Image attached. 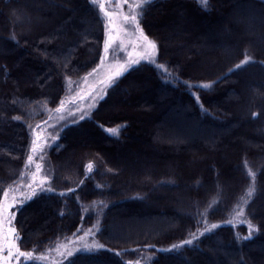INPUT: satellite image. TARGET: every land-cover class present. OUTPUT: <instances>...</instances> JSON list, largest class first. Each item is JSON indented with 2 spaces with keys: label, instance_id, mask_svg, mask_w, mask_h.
<instances>
[{
  "label": "trees",
  "instance_id": "1",
  "mask_svg": "<svg viewBox=\"0 0 264 264\" xmlns=\"http://www.w3.org/2000/svg\"><path fill=\"white\" fill-rule=\"evenodd\" d=\"M208 4L151 0L141 25L165 71L140 62L89 116L50 131V190L14 209L21 251L96 227L104 247L61 264H130L143 251L146 264H264V0ZM104 40L91 0H0V202L24 178L34 128L60 106L67 80L99 64ZM251 186V238L221 224L163 251L226 221Z\"/></svg>",
  "mask_w": 264,
  "mask_h": 264
},
{
  "label": "rangeland",
  "instance_id": "2",
  "mask_svg": "<svg viewBox=\"0 0 264 264\" xmlns=\"http://www.w3.org/2000/svg\"><path fill=\"white\" fill-rule=\"evenodd\" d=\"M95 3L97 4L98 7L101 3H104L105 10L107 11H111L113 9L119 8L120 11L127 13L130 10V8L133 11L138 12L139 9L135 8V4L136 3L144 4L145 0H128V4L123 7L120 6L118 0H95ZM101 13H102V16L104 17V24L106 25L107 20L105 19L104 12L101 11ZM116 23L119 24V20H117ZM130 34L131 32L129 30V35ZM105 39H106V32H105ZM134 43L135 41L133 40V44ZM133 44H129L128 40H125V46L123 47L116 48V45H113V47L116 50L115 52L111 53L108 56L103 66H101V60H100L99 64L93 70L85 74L83 77L79 79L67 80L66 95L62 99L63 107H61V104H60V106L57 108V109H60L59 112L56 109L53 113H51V115L45 121L46 123L42 122L38 124L39 127H37L38 126L37 125L33 130L31 142L37 139V133H38L39 134V141H38L39 147L37 148V151L33 153L32 152L33 143H31V149H30L29 155L33 156V161L29 163L27 159L26 168L24 172V178L6 190L9 193L7 202L11 203L13 201V197L15 198L14 207H12L9 210L10 212L14 213V215H15L14 209L20 204L27 201L28 199H25V196H28L31 194V189L29 188V185H31L32 188H35L37 193L46 191V190H41L40 188L36 186L35 182L33 181V173L36 174L37 181L41 179H45L46 183L43 185V188L49 189V185H48L49 177L47 175L46 167L44 166L43 161H42V156H43L42 151L47 145L52 144L56 140L55 134L50 131H52L56 126L59 127L61 122L70 123V122L80 119L81 115H83V117L90 115L92 108L104 96L103 86L101 85L100 81L106 78L109 72V69L111 67H114L117 62L124 63L128 59L129 53L133 51ZM103 56H104V52L102 53L101 57ZM153 60L155 61V64L160 69L165 71L164 67H160L161 65L156 63V55L153 56ZM141 62H149V61L147 58H145ZM108 130H111V129H108ZM37 164L41 166V169L39 172L36 171ZM89 165L91 164H88L87 168L88 170L89 169L91 170L92 165H91V168H89ZM249 174L251 176L253 175L251 171H249ZM250 191L252 194V191H253L252 186L249 187L245 191V193L239 198L229 218L226 221L206 223L201 229L197 231L196 237L200 235V233L204 232V229L206 227L211 228L212 224H216L218 226L221 224H229L233 227L244 225L246 227V233L241 235L239 232H237L236 234L239 238H247L249 236L250 231L254 234L256 232V227L253 223H251L250 221L246 219L245 214H244L245 204L248 198L250 197L249 195ZM4 202L6 201L3 195L0 203H4ZM7 216H8V213H5L4 215L5 221L7 220ZM7 228H8V224L5 223L4 224L5 231L7 230ZM95 231H96V227H91L87 229L86 231L82 232L81 234H78L76 236H73L68 239L57 242L55 245H53V247L43 252L26 251V252L32 253V258L31 259L21 258V261L23 263L34 261V262H39V263H44V264H61L64 260L68 259L70 256H72L73 254L77 252L89 251L85 247L86 245H89V246L103 245L95 237ZM188 239H193V236H190ZM182 242L176 243L175 245H180L182 244ZM171 248H172V245L167 247V249H171ZM94 250H97V249H94ZM69 253H72V254L69 255ZM5 255H7L6 252H5ZM151 256H152V253L148 251H143L141 256L137 260L131 261L130 264H146L151 258ZM12 264H17V261L13 260Z\"/></svg>",
  "mask_w": 264,
  "mask_h": 264
},
{
  "label": "snow or ice",
  "instance_id": "3",
  "mask_svg": "<svg viewBox=\"0 0 264 264\" xmlns=\"http://www.w3.org/2000/svg\"><path fill=\"white\" fill-rule=\"evenodd\" d=\"M91 2L95 3V0H91ZM121 7L128 4V0H118ZM151 0H145L144 4L136 3L135 8L139 9L138 12L133 11L131 8L127 13L120 11L119 8L113 9L111 11L105 10V4L101 3L99 8L102 12H104L105 19L107 23L105 25V32H106V39L103 43V52L104 56L101 57V66L104 65L105 60H107L108 56L115 52V48L113 45H116V48H120L125 46V40H128L129 44H133V40L135 43L133 44V51L129 53L128 59L124 63L117 62L114 67L109 69V72L105 79L101 80L100 83L103 86V94L106 95V89L111 87L112 85L117 84L119 78L123 76L126 72L129 71L134 65L139 64L145 58L148 59L149 62L155 63L153 60L154 55L159 54V47L158 44L149 39V37L145 34L144 29L141 25V21L143 19L144 12L147 10V7L150 6ZM202 6L207 9L209 7L208 0H201ZM119 20V24L116 21ZM129 30L131 34L129 35ZM123 37V38H122ZM118 42V43H117ZM249 63V60L245 59L240 64L236 65V68L239 69L243 65ZM160 67H163L161 65ZM95 71V70H94ZM192 87L200 88V85H193ZM208 85H203V88H208ZM197 101L199 97H196ZM61 107H63V101L61 102ZM59 112L60 109H57ZM18 119V118H17ZM80 119H84L83 115H81ZM46 123V122H45ZM39 127V125L37 126ZM112 131V130H109ZM39 134L37 133V139L34 140L32 146V152L35 153L37 148L39 147ZM42 150V149H41ZM29 163L33 161V156L29 155L27 157ZM91 168V165H89ZM41 166L39 164L36 165V171L39 172ZM33 181L35 182L36 186L41 190H50L44 189L43 185L46 183L45 179H41L39 181L36 180V174L33 173ZM31 189V194L25 196V199H32L37 196V191L35 188ZM5 197L4 203H0V264H12L13 260L17 261V264H23L21 258L31 259L32 253L21 251L20 247L17 245V241L19 240L22 243L21 238L13 226L14 221V213L10 212L9 210L14 207L15 198L13 197V201L11 203L7 202L9 193L5 191L3 193ZM63 195V194H61ZM251 195V191L249 192ZM8 213L7 220L5 221L4 215ZM8 224V228L5 231L4 224ZM218 225L212 224L211 228L206 227L204 232L200 233V236H203L210 232L212 229L217 228ZM252 232H249V236L247 238H251ZM193 239L196 238V234L193 233ZM193 239H188L182 242L180 245H172L171 249H166L163 251L171 252L173 250L183 249L193 245ZM87 250L92 251L94 249L103 248V245H94V246H85ZM5 252L7 255H5ZM72 253H69L71 255Z\"/></svg>",
  "mask_w": 264,
  "mask_h": 264
}]
</instances>
